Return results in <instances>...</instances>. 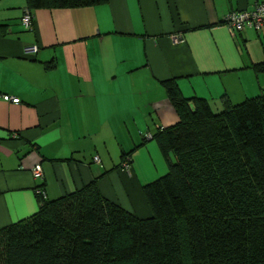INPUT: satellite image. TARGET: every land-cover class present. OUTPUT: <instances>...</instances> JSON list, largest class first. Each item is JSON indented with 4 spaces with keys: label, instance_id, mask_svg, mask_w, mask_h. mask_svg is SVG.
<instances>
[{
    "label": "crops",
    "instance_id": "1",
    "mask_svg": "<svg viewBox=\"0 0 264 264\" xmlns=\"http://www.w3.org/2000/svg\"><path fill=\"white\" fill-rule=\"evenodd\" d=\"M257 1L41 8L26 30L27 1L0 0V228L38 210L37 188L52 200L92 180L106 199L149 217L142 188L167 165L144 137L178 119L161 81L175 78L184 96L218 109L223 95L237 103L264 91V72L253 68L264 62V26L231 35L224 23ZM28 45L38 46L31 57Z\"/></svg>",
    "mask_w": 264,
    "mask_h": 264
},
{
    "label": "trees",
    "instance_id": "2",
    "mask_svg": "<svg viewBox=\"0 0 264 264\" xmlns=\"http://www.w3.org/2000/svg\"><path fill=\"white\" fill-rule=\"evenodd\" d=\"M26 1L33 18L106 0ZM161 83L178 119L150 134L167 164L142 188L151 215L106 199L94 180L52 200L39 188L38 210L0 228V264H264V91L223 95L215 112L175 78Z\"/></svg>",
    "mask_w": 264,
    "mask_h": 264
},
{
    "label": "built area",
    "instance_id": "3",
    "mask_svg": "<svg viewBox=\"0 0 264 264\" xmlns=\"http://www.w3.org/2000/svg\"><path fill=\"white\" fill-rule=\"evenodd\" d=\"M20 23L26 30L32 28L33 18L27 8L24 10L21 16ZM224 23L226 24L231 35L243 30L247 26L259 31L260 28L264 26V0L257 1L250 10H232L227 12L224 17ZM37 51V45H28L23 47V55L25 57H31L37 53ZM2 98L13 103L19 102L17 97H13L8 94H3ZM146 136L150 137V134L147 133ZM94 160L97 161L98 157L94 156ZM124 167H129V164H125ZM33 174L35 177L41 176V169L39 166L33 169ZM36 192L39 193L40 190L37 189Z\"/></svg>",
    "mask_w": 264,
    "mask_h": 264
},
{
    "label": "rangeland",
    "instance_id": "4",
    "mask_svg": "<svg viewBox=\"0 0 264 264\" xmlns=\"http://www.w3.org/2000/svg\"><path fill=\"white\" fill-rule=\"evenodd\" d=\"M212 105H214V104H212ZM211 108H212V110L215 111V112L221 110V108L218 109V107L215 108L214 106H212ZM155 142H156V141H155ZM161 156H162V155H161ZM162 157H163V156H162ZM163 160L165 161L164 157H163ZM165 163H166V161H165ZM166 165H167V164H166Z\"/></svg>",
    "mask_w": 264,
    "mask_h": 264
}]
</instances>
